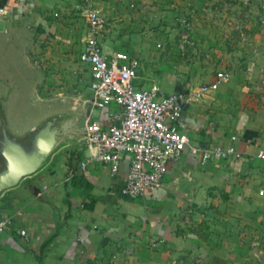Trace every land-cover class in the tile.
I'll return each mask as SVG.
<instances>
[{
	"label": "crops",
	"instance_id": "0c3cea01",
	"mask_svg": "<svg viewBox=\"0 0 264 264\" xmlns=\"http://www.w3.org/2000/svg\"><path fill=\"white\" fill-rule=\"evenodd\" d=\"M77 1L0 0L8 12L0 21L25 50L24 24L41 32L42 93L86 115L91 94L83 98L77 83L89 75L78 59L87 23ZM92 4L107 21L104 52L138 60L137 87L186 94L218 71L230 73L198 102L182 103L179 128L202 146L226 145L235 135L240 156L199 166L185 152L168 163L160 189L131 199L120 192L128 161L116 173L97 160L80 171L90 150L72 141L76 124L64 118L75 128L60 136L46 164L0 193V223L10 221L0 231V264H264V169L254 159L264 149V0ZM182 18L192 24V45L181 41Z\"/></svg>",
	"mask_w": 264,
	"mask_h": 264
},
{
	"label": "built area",
	"instance_id": "2783aa9c",
	"mask_svg": "<svg viewBox=\"0 0 264 264\" xmlns=\"http://www.w3.org/2000/svg\"><path fill=\"white\" fill-rule=\"evenodd\" d=\"M74 9L83 14L87 23L86 43L78 59L89 70L90 106L81 129L74 135L81 147L90 150L79 166L84 172L92 160L109 166L111 173L119 170L123 160L128 161L125 182L121 194L136 199L146 192L156 191L163 186L164 176L170 161L178 159L183 153L190 152L197 158L199 166L208 161H224L230 157H239L230 137V143L199 145L191 142L190 136L179 128L182 117V103L198 102L206 94L218 88L219 84L230 77L227 71H218L215 79L186 94H164L157 84L137 87L134 77L139 66L135 57L124 52L106 54L103 40L106 35V18L93 7L92 0H80L74 3ZM7 10L0 6V16L6 17ZM54 15H57L56 13ZM184 28L181 41L193 44L192 24L182 18ZM99 109L105 119H93L91 114ZM264 169V149L254 155ZM71 169L65 180L74 175ZM260 190V194H263ZM9 220L0 223V231ZM26 240L25 229L19 230ZM258 240L252 241L257 247Z\"/></svg>",
	"mask_w": 264,
	"mask_h": 264
},
{
	"label": "rangeland",
	"instance_id": "374dc122",
	"mask_svg": "<svg viewBox=\"0 0 264 264\" xmlns=\"http://www.w3.org/2000/svg\"><path fill=\"white\" fill-rule=\"evenodd\" d=\"M24 25L30 31L27 36L30 47L27 50L24 41L11 36L10 24L0 21V130L4 126L8 133L22 138L30 132V127L39 128L47 117H59L71 118L79 131L85 117L82 109L77 107L72 110L70 103L63 105L57 99H49L50 96L42 93L45 69L37 57L43 52L41 32L36 30L31 22ZM50 69L47 70L52 72V68ZM82 77L81 82L77 84L85 94L83 98H87L91 94L88 90L89 75L83 73ZM99 112V109H94L91 117L99 119ZM75 140L76 138L72 141Z\"/></svg>",
	"mask_w": 264,
	"mask_h": 264
},
{
	"label": "water",
	"instance_id": "95a60500",
	"mask_svg": "<svg viewBox=\"0 0 264 264\" xmlns=\"http://www.w3.org/2000/svg\"><path fill=\"white\" fill-rule=\"evenodd\" d=\"M63 119L47 117L39 128L34 127L22 138L1 128L0 193L35 173L58 145L60 136L75 128L69 122L63 123Z\"/></svg>",
	"mask_w": 264,
	"mask_h": 264
},
{
	"label": "trees",
	"instance_id": "16d2710c",
	"mask_svg": "<svg viewBox=\"0 0 264 264\" xmlns=\"http://www.w3.org/2000/svg\"><path fill=\"white\" fill-rule=\"evenodd\" d=\"M72 153H74V152H72Z\"/></svg>",
	"mask_w": 264,
	"mask_h": 264
}]
</instances>
